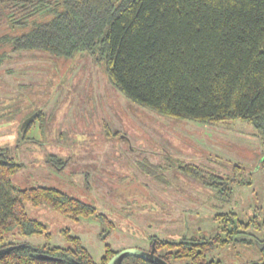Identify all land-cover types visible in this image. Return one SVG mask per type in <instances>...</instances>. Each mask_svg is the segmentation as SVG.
Instances as JSON below:
<instances>
[{"label": "rangeland", "instance_id": "obj_1", "mask_svg": "<svg viewBox=\"0 0 264 264\" xmlns=\"http://www.w3.org/2000/svg\"><path fill=\"white\" fill-rule=\"evenodd\" d=\"M53 15L45 12L18 24L0 4V149L21 164L11 177L15 187L57 188L95 206L112 226L106 227L95 214L72 220L25 202L28 215L46 225L51 245L65 246L62 231L67 230L99 261L105 244L117 251H146L150 236L174 240L200 230L209 237L219 231L212 218L217 212L263 218L257 202L264 206V166L257 163L264 154V135L241 119L210 126L141 107L110 83L103 62L89 51L75 58L55 57L41 49L14 50L6 40ZM38 112L23 141L22 122ZM49 158L61 161L62 169H53ZM188 164L203 170L204 177L225 179L234 176V166L240 171L249 167L250 184L236 183L237 194L218 199L213 186L203 185L202 176L191 178L193 167ZM157 174L162 182L153 178ZM71 182L81 184L75 188ZM7 239L33 246L45 243L42 236L17 233ZM257 247L256 242L235 241L215 246L207 259L248 264L260 259Z\"/></svg>", "mask_w": 264, "mask_h": 264}, {"label": "trees", "instance_id": "obj_2", "mask_svg": "<svg viewBox=\"0 0 264 264\" xmlns=\"http://www.w3.org/2000/svg\"><path fill=\"white\" fill-rule=\"evenodd\" d=\"M0 4L9 20L18 24L45 12L54 14L21 36L7 37L14 50L41 49L65 58L89 51L103 62L110 83L141 107L210 126L241 119L264 135V0H0ZM28 126L21 131L23 141ZM257 164L264 166V154ZM188 166L184 172L200 179L203 170ZM20 167L6 154L0 161V249L18 245L0 255V264H107L117 250L105 244L96 261L67 230L62 231L65 246L51 245L46 225L28 215L25 202L72 220L95 214L108 228L112 223L95 206L57 188L15 187L11 177ZM153 178L163 181L160 174ZM214 218L230 221L233 215ZM14 233L42 236L45 243L31 248L26 242L8 241ZM232 235L201 238V250L156 236L148 239L163 260L211 264L206 253L228 243ZM34 253L55 259H38ZM121 264L156 263L127 256Z\"/></svg>", "mask_w": 264, "mask_h": 264}, {"label": "flooded vegetation", "instance_id": "obj_3", "mask_svg": "<svg viewBox=\"0 0 264 264\" xmlns=\"http://www.w3.org/2000/svg\"><path fill=\"white\" fill-rule=\"evenodd\" d=\"M2 158L5 159V154L3 151H0V160ZM59 164H55L53 162H50V166L57 171L62 169L60 167V165L62 163L60 165ZM233 174H234V176H230L229 179H225V178H222L219 176L217 177V176H213V175H211L210 177L207 175L205 177L202 176L204 178L202 183H203V185H208V186L211 185L215 188L214 190L216 192V198L219 199L220 196H222L223 194L227 195L229 198H231L234 194H237V191H235V189L238 190V188L236 187V182H240L241 186L247 187L250 184V180H251V176H250L251 174L249 171H240V172L235 171V172H233ZM237 174H239L242 179L244 177H246L248 179L247 180H241L240 178H237ZM200 180H202V178H200ZM214 183H217L218 186L215 187ZM71 184H72V187L75 186V188H77V186H80L81 183L75 184L74 182H71ZM251 191L253 192L254 196H257V192L255 189H251ZM200 202H201V204L206 203V202L204 203V200H202ZM239 204L242 205V203H240V202H239ZM257 204H259L262 211H264V206L262 205V201H261V203L257 202ZM217 214H231V215H233V218H231L232 220H230V221H228V220L222 221V219L216 220L214 217ZM215 215H213L212 218H213L214 222H217V226L219 225V231L217 230V232L215 234H213L209 237H203L200 234V230H199L198 233H196V231H195L192 234H185V233L178 234L175 237L176 239L171 240V241H174L175 243H179V242H184L186 244L188 243V245L192 246V247L199 246V249L201 250L202 247L199 245V243L203 242L202 240H200L201 238H213L215 235H218L219 233H226V234L229 233V235H231V233H233V235H232L233 238H231V240L228 241V243H225L224 245H221V246H223V247L227 246L231 243H234L235 241H239L240 243H243V244H245L249 241L250 242H256V244L259 246L257 248H258L259 253H260V259H258L257 261H249L248 264L264 263V260H263V257H264V222H263L264 221V215L262 218V216L258 217V214L253 213L251 216L249 214L246 218H243L234 210H229L226 212H222V211L217 212ZM100 222L105 223L104 221H100ZM105 225L107 227L106 223H105ZM224 239H225V237H224ZM166 240H168V239H166ZM226 240H228V239L226 238ZM153 246H154V243L151 242L149 249L146 251H150L151 249H153V252L155 254V249ZM216 246H219V244H217ZM214 247L215 246H213L211 249H213ZM164 251L165 250H163L162 252L159 251V253H157V254H162ZM207 253H206V257H205L206 262H213L211 264H216V262H214L212 260L210 261L207 259ZM160 259H162V258H160ZM170 260L171 261H166V260H163V261L166 262L167 264H173L176 262V261H172V259H170ZM179 261H181V260H179ZM183 264H185V262Z\"/></svg>", "mask_w": 264, "mask_h": 264}, {"label": "water", "instance_id": "obj_4", "mask_svg": "<svg viewBox=\"0 0 264 264\" xmlns=\"http://www.w3.org/2000/svg\"><path fill=\"white\" fill-rule=\"evenodd\" d=\"M34 116H31L30 118H27L26 120H24L20 126V131H22L27 125H29L31 123V121L33 120ZM0 161H4V159L2 158ZM103 238L106 236V232L102 234ZM19 245H23V244H19ZM18 245H14V246H9L6 248H1L0 249V255L5 253L6 251H9L15 247H17ZM29 247L32 248L31 245H28ZM34 256L38 259H42V260H53L55 258L43 254V253H34ZM127 256H137V257H141L147 261L156 263V264H167L166 262H164L162 259H160L157 255L154 254L153 249H151L150 251H145V250H141L138 248H127V249H122L120 251H118L117 253H115L107 262V264H121L122 260L127 257Z\"/></svg>", "mask_w": 264, "mask_h": 264}]
</instances>
